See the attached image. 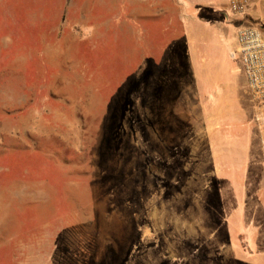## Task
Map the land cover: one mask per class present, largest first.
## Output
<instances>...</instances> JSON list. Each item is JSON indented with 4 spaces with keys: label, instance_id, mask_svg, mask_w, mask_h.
Wrapping results in <instances>:
<instances>
[{
    "label": "rangeland",
    "instance_id": "rangeland-1",
    "mask_svg": "<svg viewBox=\"0 0 264 264\" xmlns=\"http://www.w3.org/2000/svg\"><path fill=\"white\" fill-rule=\"evenodd\" d=\"M94 6L119 8L0 0V264H264V157L231 55L264 3L226 12L238 111L191 77L172 0L142 39L130 23L90 41Z\"/></svg>",
    "mask_w": 264,
    "mask_h": 264
},
{
    "label": "crops",
    "instance_id": "crops-1",
    "mask_svg": "<svg viewBox=\"0 0 264 264\" xmlns=\"http://www.w3.org/2000/svg\"><path fill=\"white\" fill-rule=\"evenodd\" d=\"M136 1L134 9L129 11L130 0H110L111 4L115 3L119 8L115 10L112 7V17L109 19L104 15L106 10L101 11L94 6L93 10H90L93 21L91 20L87 27L89 40L95 38L96 31L102 26L105 31L109 29L117 34L122 31L126 33L130 23L134 25L135 32L139 33L138 38H153V30L159 28L161 23V12L154 9L159 0ZM172 1L177 6L176 16L183 39V53L187 56V69L191 77H195L199 88L205 89L206 101L223 104L226 110H229V106H232V109L235 106L238 111L240 87L235 74L237 69H234L230 62L231 55L224 35L231 25L228 23L227 0ZM163 12L174 15L175 9ZM128 14H135L137 17L131 19ZM101 15L105 16L104 20L99 19ZM167 23L170 24V20ZM175 24V20H172V33L167 30L162 36L169 49L175 46ZM231 116L235 117L233 114ZM231 116H225V119H230Z\"/></svg>",
    "mask_w": 264,
    "mask_h": 264
},
{
    "label": "built area",
    "instance_id": "built-area-1",
    "mask_svg": "<svg viewBox=\"0 0 264 264\" xmlns=\"http://www.w3.org/2000/svg\"><path fill=\"white\" fill-rule=\"evenodd\" d=\"M258 3H264V0H227V10L229 14L242 18L248 16L252 6ZM231 55L239 60V71L253 102L252 119L264 157V28L249 21L240 22L235 29Z\"/></svg>",
    "mask_w": 264,
    "mask_h": 264
},
{
    "label": "trees",
    "instance_id": "trees-1",
    "mask_svg": "<svg viewBox=\"0 0 264 264\" xmlns=\"http://www.w3.org/2000/svg\"><path fill=\"white\" fill-rule=\"evenodd\" d=\"M241 22V21H240Z\"/></svg>",
    "mask_w": 264,
    "mask_h": 264
}]
</instances>
